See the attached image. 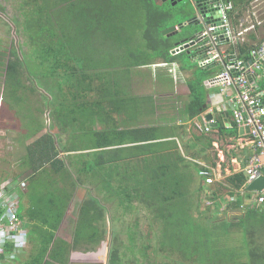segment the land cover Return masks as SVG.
Returning a JSON list of instances; mask_svg holds the SVG:
<instances>
[{
	"label": "trees",
	"instance_id": "16d2710c",
	"mask_svg": "<svg viewBox=\"0 0 264 264\" xmlns=\"http://www.w3.org/2000/svg\"><path fill=\"white\" fill-rule=\"evenodd\" d=\"M127 1L129 0L21 1V5L25 7L23 29L27 32L28 42L31 46V52L28 53L27 59L41 66L37 69L40 70L41 75L51 81L54 87L51 89L53 93L56 89L67 88L72 91L80 90L86 86L94 88L96 80L99 81L100 91L105 92L110 83L115 84V89L122 90L124 89L121 83L122 78L116 77L117 74H126L127 71L126 75H130L134 68L150 64L157 57H162L167 62L176 60L177 57L170 53L172 45H168L169 39L162 34L163 28L155 27L152 19L149 20L147 31L144 33L148 48L142 50L137 47H129L128 43L132 44V41H138V36L128 31L127 18L131 8ZM149 3L146 0L142 1L140 6L137 5L136 12H138V8L142 9ZM157 13L161 14L155 10L152 17ZM15 22L17 23V21ZM153 27L156 28V31L151 30ZM236 45L240 53L246 55L245 58H247V53L245 54L247 48L241 44ZM107 46L112 47L107 48ZM231 49H236V46H231ZM201 53L202 49H200ZM26 66L25 53L20 55L17 50H11L5 72V84L11 93L16 94L17 92L12 85L25 88L27 91L28 87L32 88V84L25 86L26 83L22 77L23 70L28 71ZM32 66L36 68L35 64L30 67ZM28 77L32 83L35 82L30 75ZM58 80L71 85L63 88ZM203 80L204 76L196 75L195 79L188 82L191 99L185 106L187 117L195 118L206 110L205 80ZM116 95H120V93ZM19 98L20 95H16V101L12 100L17 106L22 102V98L20 100ZM144 99L132 98L126 94V115L129 120L134 118L138 112L142 113L143 110L140 107L139 111V106ZM115 100L117 101L118 98L116 97ZM146 108L149 109L148 106ZM165 129L168 128L145 126L126 127V131H118V134L115 135V142L126 141V143L133 142L135 144L126 146V176L116 177L117 186L109 190L104 200L110 202L114 197L119 199L118 203L126 210V214L134 208L135 200L149 207L151 211H154V221L160 223L159 242L161 248L167 250L169 256L179 251L182 256L188 257L190 246L195 251L201 245L196 243V239L204 231L201 221L198 220V212L201 207L200 199L212 200L215 208L213 212L216 214L223 205L222 198L226 193L235 197V200H230L231 203L226 206L225 210H228L227 208L231 205L239 208L244 204L246 197H252L253 192L244 187L248 180V175L244 172L229 176L226 183L217 182L207 185L198 174L201 165L195 160L185 157L177 141H155L166 137ZM125 134L126 136H123ZM200 136H197L199 141ZM170 143L175 147L171 151L167 149ZM196 145L194 144L190 148L195 149ZM210 145H212V141H210ZM119 150L116 149L115 152L118 153ZM205 150H207L206 146L192 154L200 156ZM187 159L193 163L191 164L193 172L189 170L190 163L186 161ZM20 161L22 168L27 173H19L15 180L25 179L28 181L29 188L33 189L32 194H35L34 205L30 207L32 209H29L30 216L37 217L39 222L45 225L36 228V231L40 232L37 236L40 251L36 255H31L27 264H70V253L78 246V241L75 239L70 243L62 239H55V231L59 228L66 202L55 201L58 195H52V197L46 195L50 186H54L57 180L47 181L48 183L44 185L47 190H37V186L40 185L38 182L43 177L44 171L51 168L58 172L59 166H64L63 160L59 157L55 140L49 135L44 138L41 136L33 145L26 147V154L21 157ZM60 171L69 172L68 169ZM197 178L201 181H198ZM195 183H197L196 187H194ZM76 184V180H73L72 186L74 187ZM25 191L26 189L23 192ZM45 191L46 193H44ZM258 195L263 196V193H258ZM101 202L96 197L90 196L83 201L80 208L76 234L79 235L89 230L93 235L98 236L97 240L93 237L88 238L85 243L88 244L87 247L82 249L85 252L95 250L107 234V215H110L111 211L105 203L103 205ZM207 208L209 209V206ZM23 209L22 203V218H24ZM171 210H173L172 213ZM257 211L255 208L248 207L247 216L243 217L242 222L250 215L262 219L264 214H259ZM110 220L112 221L111 217ZM263 223L264 221L261 223L262 226ZM120 233L121 230L114 228L108 264H121L122 262L121 249L117 244ZM256 235H262V233ZM129 236L133 241L132 232H129ZM80 237L79 235L78 239ZM189 252L191 255L194 254L192 250ZM262 253L264 252L255 253V256L260 255L263 263L264 254ZM204 259L207 260V257ZM224 259L226 258L218 255L212 263H220L219 260L224 262Z\"/></svg>",
	"mask_w": 264,
	"mask_h": 264
},
{
	"label": "crops",
	"instance_id": "0c3cea01",
	"mask_svg": "<svg viewBox=\"0 0 264 264\" xmlns=\"http://www.w3.org/2000/svg\"><path fill=\"white\" fill-rule=\"evenodd\" d=\"M142 1L145 0H137V5L140 6ZM161 1L162 0H155L153 2V4H157L156 8H158V12L161 13L160 15L157 13L154 17H152L155 27L166 29L169 26H176L178 29L179 25L177 22L172 24L163 22L162 19L167 14V11H165L164 4H162ZM232 1H234L236 4V10L233 13V22L237 30H242L250 25L248 19L250 14V0ZM261 8L264 10V0ZM261 18L263 19V22L256 25L253 29L246 31L240 38V41L237 42V44H241L247 48L245 52V54L247 53V56L249 55V50L252 46L264 40V12ZM189 22L192 23L196 21L189 20ZM155 27H153L151 30L156 31ZM178 31L176 30V32L172 33L171 35H164L162 33L169 39L168 45H172L170 53L177 57L175 61L167 62L164 58L157 57L152 60V63L140 66L142 68L158 65L162 68L168 64L172 65V68H169L173 74V77L175 78L172 90L166 89L161 93L157 92V90H142V93H139L138 87L140 86V82L142 83V80L133 77L132 73L130 75H126V71V74L122 73L121 75H116V77L122 78L121 83L124 87L122 90L115 89V84L110 83L105 92L100 91L98 88L99 81L96 80L94 88H92V86L90 88L86 86L80 90L74 89L72 91L65 88L58 90V93L60 92V94H58L56 91L54 93L52 91H47V97L49 99L47 121H45V123H39L36 125L35 120L31 116L27 115L25 122L28 124V126H21L23 129H21V132L18 133V136L19 134H23V137L27 140L34 138L33 141L28 143L25 147L33 145L34 142L41 136L44 138L49 135L55 140V145L59 151V157L64 162V166H59L58 172L57 170L51 168L48 171L43 172L44 179L42 177L39 180L38 183L40 185L37 186V190H47V187L44 186L48 183L47 181L52 179L57 180V182L54 183V186H50L46 195L49 197H52V195H58V197L55 198V201L61 202V200H63L66 202L65 212L63 214L59 228L55 231V239H62L70 243H72L75 239L78 241V246L70 253V264L72 262L83 263L102 261L97 256H101V258L104 259L105 253H99V245L104 243L112 233V228L110 226L113 227V225L112 221L110 220V215H107V234L95 250L85 252L82 249L87 247L88 244L85 243L88 241L89 237H93L95 240H97L98 236L93 235L91 231L87 230L84 233H80L79 235L81 237L78 239L79 235L76 234V228L78 226L80 208L83 201L88 199L90 196L96 197L97 200L102 201L101 203L103 205L105 203L108 208V203L104 202L100 197H98L97 193L103 194L105 197V195L109 193L110 189H114L116 177H125L126 146H132L135 143H126V141L115 142V135L118 134V131H126V127H167L168 129H165L164 131L166 137L161 139L159 138L155 141H177L182 151L188 150L190 152L189 157L187 158L195 160L200 165H207L214 168L216 173L215 183H226V179L235 173L244 172L246 175H248L247 169L251 165L254 155L257 153V151L249 140L247 129L236 125L234 120H232L231 106L229 104L224 105L221 102L225 95H221L222 92L219 86H207L204 84L206 110L195 118H190L186 115L185 106L191 99L188 82L195 79L198 73L195 74L193 73L192 69L185 68V66L182 64V60L179 57L185 52V50H190L189 54L191 55V60L195 62L200 61L201 43L199 41H191L192 38H196L200 32L191 37H183L176 41V44H174L173 40H171V36L178 33ZM138 32L139 31H136L134 33L137 34ZM185 42H189V46L177 53H174L175 49L183 45ZM230 46H236L237 49V45H235V43L225 45V49H228ZM192 48L195 49L191 51ZM177 68L180 70H178V74L182 75L184 73L186 75L184 78H188L184 79L186 81L185 86L179 85L181 80H178ZM203 68L205 71L204 74H206L204 77L205 81H203L206 82L209 78L223 70L224 65L222 62H217L212 66H206ZM159 72L161 73L156 75L157 79L160 78L164 80V78H166V82H168V85H170L174 79L171 75L169 76L167 74L171 73L165 69H159ZM259 72L262 74L261 71ZM262 77L264 76L262 75ZM161 84H164V81H161ZM179 87L180 90L183 91H180ZM258 87L259 86L256 83V88L259 93H264V90H259ZM117 93H120V95H116ZM126 94L130 95L132 98L146 97L151 99L150 101L147 100L146 103L141 101L139 106V111L140 107L148 106L149 109H145V111H142V113L138 112L134 118L129 120L126 115ZM116 97L118 98L117 101L115 100ZM36 100V102L40 103L43 108L44 100L40 97H37ZM179 101L183 103V107L179 109L178 112H176V104ZM6 105L11 113L9 116L14 119V115H16L17 112V105H15L14 101H9L6 103ZM228 106L231 109V113L228 112ZM208 115L215 117L216 124L212 127L211 131L207 132L199 128L197 123L204 125V118H208ZM16 118L18 119L17 116ZM31 120H33V122L30 124ZM35 125L36 128H34ZM14 127L16 131H20L17 122L14 123ZM195 129L199 130L200 133H194L193 131H196ZM123 136H126V134ZM197 136H200V141ZM210 141H212V145H210ZM194 144H197L195 146L197 150L204 146L207 147V150H205L203 154L197 158H193L191 153L197 150L194 148L191 149L190 146H193ZM174 148V145L171 143L170 146L168 145L167 147V149H170V151ZM116 149H120L118 153L115 152ZM25 154L26 150L23 156ZM65 169H68L69 172L64 173L63 171H60ZM16 176L17 175H15L13 178ZM73 180H76L77 182L76 186L74 187L72 186ZM248 183L249 181L247 180L246 185ZM246 185L244 187H246ZM32 191L33 189L29 188L28 186V188L26 187V191L23 192L21 196V201L24 206V219L27 224L26 227L29 230L30 247H27L25 250L21 251L15 260H12L7 264H21V261L23 264H27L31 255H36L40 251L37 244L39 240L37 236H39L40 232L38 230L36 231V228L45 225L40 223L37 217L33 216L32 218L30 216L29 209H32L30 207L34 205L33 198L35 196V194H32ZM252 192L253 195L251 198H245V202L243 204L245 205L244 209L241 207L236 208L231 205L227 208L228 210H225L226 206L231 203L229 200L230 195L226 193L222 198L224 202L219 209L220 212L227 211L229 215H235L238 211L240 214L238 215V220H233L230 217L223 219L214 217L211 218L209 215L203 219H198L201 221V225L205 226V228L203 227V234L197 236L196 239V243L201 245L197 247V251H194L190 246L188 248V257L190 256L189 250L194 252L192 255L193 257H200L201 253L203 252L205 256L209 255L210 251L208 250H210L212 247L216 248L213 249L214 251L223 250L225 247V241L228 238L225 237V234L217 236L216 232H218L220 229L224 230V228H230L231 231L234 232L235 227H240L239 224H241L243 217L247 216L246 214L248 207L257 209V213L259 214H264V201L260 202L258 200V193L261 192ZM44 193H46V191ZM76 200L78 202L77 205ZM208 204V210L214 208L212 200H208ZM254 214H256V212H254ZM261 238H263L262 235H256L251 240L253 243H255L254 251L256 254L264 252V245L261 244V242L264 244V240ZM240 246L243 251V246L241 244ZM232 247L233 244L230 248ZM90 255H93V257L96 255L97 259L92 258L93 260H88V256L91 258Z\"/></svg>",
	"mask_w": 264,
	"mask_h": 264
},
{
	"label": "rangeland",
	"instance_id": "374dc122",
	"mask_svg": "<svg viewBox=\"0 0 264 264\" xmlns=\"http://www.w3.org/2000/svg\"><path fill=\"white\" fill-rule=\"evenodd\" d=\"M21 1L22 0H0V180L13 178L19 173H27V171L22 168L20 159L25 153V146L33 141L34 138L27 140L23 137V134H19L18 136V133H20L21 129H23L21 128V126H28V124L25 122L27 115L31 116L35 120L36 125H38L39 123H45V121H47V109L49 108L47 91H49V89L51 91V89L54 88L51 81L47 77L41 75L40 70L37 69L41 66L36 63L30 62L27 59L28 53L31 52V46L28 42L27 32L23 29L22 23L25 21L23 10L25 9V7L21 5ZM136 1L137 0L127 1L131 8L130 15L127 18V26L129 32L134 33L136 31H139L137 33L138 41H132V44H130V42L128 44L129 47H137L143 50L148 48L146 44L147 41L144 38V33L147 31L149 20L152 19V15L155 14V10L159 11V9L156 8L157 4H153L155 0H149L147 1L150 2L149 4L145 5L142 9L138 8V12H136ZM196 1L198 0H182L177 3L170 0L161 1V3L164 4L165 11H167V14L162 19L163 22H167L168 24L177 22L179 28L182 24V27L180 28L181 30L179 29L178 33L171 36V40H173L174 44H176V41L180 40L181 38L191 37L204 29V25L200 20V22H189L192 17L197 16V11L195 9ZM184 9H190V13L186 14V12H184ZM15 21H17V23ZM170 27L172 26H169L166 29ZM166 29H162V33ZM110 47L112 46H107V48ZM194 49L195 48H192L191 51H193ZM11 50H17L20 55H23L24 53L26 55V68L28 69V71L23 70L24 74L22 75V77L26 83L25 86H30L32 84V88L28 87V91L25 88H18L17 85H12V87L17 90L15 94L11 93L9 88L6 87L7 84H5V72L7 61L11 56ZM189 51L190 50H185V52L180 57L178 56L182 60L183 66L188 69H192L193 73H198L199 76L205 77L204 68L199 64V62L191 60ZM32 64H35L36 68L34 66L30 67ZM169 68H172V65L168 64L167 66H164L162 68L158 65H153L152 67L147 66L142 68H134L132 70L133 77L142 80V83L140 82V86L138 87V92L142 93V90H157V92L161 93L166 89L172 90L175 78L173 77V74ZM159 69H165L171 73L167 74L169 76L171 75L174 79L172 83H170V85H168V82H166L167 80L164 77V80L160 78L157 79L156 75H158V73H161L159 72ZM178 70L179 69L177 68V74ZM29 75L32 77V79H34L35 82L32 83V81H30V78L28 77ZM182 75L178 74V80H181L179 82V85L185 86L186 81L184 79L188 78H184L186 76L184 73ZM261 75L262 74L259 72V76L257 79H255V82L258 84L259 90H264V77H262ZM161 81H164V84H161ZM61 82L62 81H60V83ZM60 85L65 88L67 87V85L70 86L71 84L68 82H63ZM55 91L58 93L57 89ZM58 94H60V92ZM16 95H20L19 100L22 98V102L18 104L17 112L16 115H14L15 118L13 119L9 116L11 115V113L8 110L6 103L12 100L16 101ZM37 97H40L44 100L43 108H39L42 106L40 103L36 102ZM146 100L147 99L145 97L143 103H146ZM182 104L183 103L181 101L177 102L176 112H178L179 109L183 107ZM141 108L143 112L145 111V109L147 110L146 107ZM228 112L231 113V109L229 108V106ZM16 116L18 117V119L16 118ZM15 122H17L20 131H16L14 129ZM32 122L33 120L30 121V124ZM36 125L34 128H36ZM193 132L200 133L199 130ZM181 152L185 157H189L190 152L188 150L182 151L181 149ZM193 157L197 158L198 155ZM186 161L190 163L189 170L193 172V167L191 165L193 163H191V161L188 159ZM197 179L198 181H201V179ZM117 184L118 183L115 181L114 186H117ZM196 186L197 183L194 184V187ZM97 196L108 203V207L111 211L110 217L112 219L113 225V227L110 226L112 228L110 237L104 243H101L99 245V253H105L104 259H102L101 256H97L106 264H108V254L113 244L114 228L121 230L117 242L122 253L121 264H264V262L262 263V259H260V255L258 257L255 256V243L251 241L252 238H254V236L258 233H262L263 238L261 239L264 240V223L263 226L261 225L262 221H264V216L262 219H257V217L250 215L249 217L244 219V222H241V224H239L240 227H235L234 232L231 231L230 228H224V230L220 229L218 232H216L217 236L225 234V237L228 238L225 241V247L223 246L224 249L217 251V253L213 250L216 248L212 247L210 250H208L210 251V254L207 256H205L203 252L201 253L200 257H193L189 252L190 256L184 257L179 251L171 254L172 256H169L167 250L165 251L164 248H161V244L159 242L161 227L159 226L160 223L154 221V211H151L149 207L135 200L133 204L134 208L126 214V210L118 203L119 199L114 197L109 202L107 200H104L105 197L103 196V194L97 193ZM77 204L78 202L76 200V205ZM200 204L201 207L200 211L198 212L199 219H203L205 217H208L209 215L211 216V218L216 217L223 219L230 217L233 220H238V215H240L238 211L235 215H229L227 211L220 212V210L215 214L213 212L215 208H211L210 210H208V201L204 199H200ZM172 212L173 210H171V213ZM194 213L195 212L193 211V214ZM187 217L189 218V216ZM202 227L205 228V226ZM129 232H132L133 241L129 236ZM232 244L233 247L230 248ZM240 244L244 248L243 251ZM261 244L264 245L262 242ZM27 247L29 248L30 244ZM218 255H222V257L226 258L224 259V262H221V260H219L220 263H212L215 257H217ZM90 256L91 258H89L88 256V260H93L92 258L97 259L96 255H94L95 257H93V255ZM205 257H207V260L204 259ZM21 264H23L22 261Z\"/></svg>",
	"mask_w": 264,
	"mask_h": 264
},
{
	"label": "built area",
	"instance_id": "2783aa9c",
	"mask_svg": "<svg viewBox=\"0 0 264 264\" xmlns=\"http://www.w3.org/2000/svg\"><path fill=\"white\" fill-rule=\"evenodd\" d=\"M262 4L263 0L249 1L250 25L237 30L233 22L235 2L207 0L208 18L200 16L204 29L194 38L201 43L202 53L199 61L201 66H212L217 62L224 65L223 70L204 84L219 86L221 95H225L221 102L224 105L229 104L232 108V120L238 126L249 128V140L257 151L247 169L249 182L260 176L264 167V96L257 90L255 82L259 71L264 76V40L250 48L247 58L241 55L240 50L231 49V46L225 49V45L234 43L236 45L246 31L263 22ZM182 49L180 46L174 53ZM215 124L216 119L212 116L204 118V125L197 123V126L208 132ZM198 174L207 185H213L216 181L213 167L201 165ZM26 187L25 179L0 180V264L15 260L29 245V230L21 216V196ZM229 200H235V197L230 196ZM258 200L263 202L264 195L259 196ZM240 207L244 209L245 205L242 204Z\"/></svg>",
	"mask_w": 264,
	"mask_h": 264
},
{
	"label": "water",
	"instance_id": "95a60500",
	"mask_svg": "<svg viewBox=\"0 0 264 264\" xmlns=\"http://www.w3.org/2000/svg\"><path fill=\"white\" fill-rule=\"evenodd\" d=\"M167 1V0H165ZM172 2H180L182 0H170ZM207 0H198L195 2V9L197 11V16L192 17L190 19L196 22H200V16H202L203 18H208V10L209 8L206 6ZM186 12V14L190 13V9H184ZM182 27V24H181ZM176 30L178 31L179 28L177 29L176 26L170 27L168 29H166L163 34L164 35H171L172 33L176 32ZM194 38V37H193ZM192 38V42H195V40ZM189 42H185L182 46V48L184 49L185 47H188ZM180 46V45H179ZM184 46V47H183ZM262 95L264 96V93H262ZM208 118H211V115L207 116ZM247 131L249 132V128L246 127ZM262 174L260 176H258L257 178L253 179L252 181H250L247 185H246V189L250 190V191H258V192H264V167L262 168ZM71 264H106L104 261H91V262H83V263H76V262H72Z\"/></svg>",
	"mask_w": 264,
	"mask_h": 264
}]
</instances>
